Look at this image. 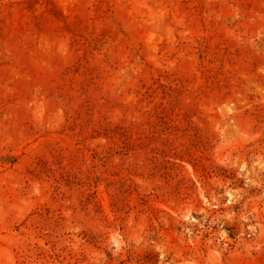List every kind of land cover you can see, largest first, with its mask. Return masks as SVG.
<instances>
[{"label": "rangeland", "instance_id": "374dc122", "mask_svg": "<svg viewBox=\"0 0 264 264\" xmlns=\"http://www.w3.org/2000/svg\"><path fill=\"white\" fill-rule=\"evenodd\" d=\"M0 264H264V0H0Z\"/></svg>", "mask_w": 264, "mask_h": 264}]
</instances>
